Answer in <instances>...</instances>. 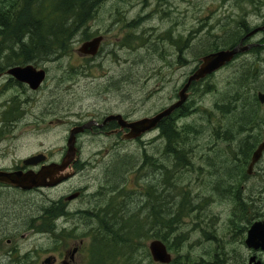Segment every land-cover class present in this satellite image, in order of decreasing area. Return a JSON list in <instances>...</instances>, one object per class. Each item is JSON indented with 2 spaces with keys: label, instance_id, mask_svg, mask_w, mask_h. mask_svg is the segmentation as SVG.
<instances>
[{
  "label": "rangeland",
  "instance_id": "374dc122",
  "mask_svg": "<svg viewBox=\"0 0 264 264\" xmlns=\"http://www.w3.org/2000/svg\"><path fill=\"white\" fill-rule=\"evenodd\" d=\"M96 15L89 25V35L105 36L98 57L95 59L85 57L78 51L85 40L82 36H78L72 43L70 54L51 60L43 59L38 63L30 62L48 70V78L40 91L28 95L17 93L18 90L10 84L6 88H0V106L17 94H20L22 99L32 97H29L30 103L25 106L29 109L30 120L24 122L17 130L9 127L10 130H7L6 134L0 133V166H11L41 151L57 155L67 144L68 129L79 119L75 113L121 112L143 117L159 112L163 107L171 104L176 92L182 88L188 76L199 64L200 58L209 51L212 46H208L209 44L216 41L219 44L225 42L242 20L249 22L253 28L256 23L261 22L259 18L264 16V0H107ZM140 17L143 18L140 25L137 27L131 25ZM135 35H141L142 39L136 38ZM258 38H261L260 35L249 44H258ZM2 40L3 38L0 37V44H3ZM256 48H261V52H252L251 49V52L242 54L232 64L208 78L207 85L191 92L190 103L197 109L188 117L181 119L179 124L186 122L198 124L202 121L205 123L199 128L201 134L197 139H192L194 143H190L193 145H191L190 157L195 162L194 165L207 166L209 160L218 159V162L222 157L228 156L218 151L208 157L205 148L210 139L205 127L210 114L212 118H223L226 123L235 119L234 115L217 109V102L223 103L228 98L236 99L238 96L237 101L230 103L237 108L243 106L241 100L238 101L242 94L249 96L254 92L257 93V89L264 90V46L258 45ZM2 52L1 63L4 67H9L8 60L4 58L8 54ZM255 60L257 62L254 65L260 68L259 81L252 87L247 86L244 93L242 88H238L239 95L236 93L234 95V88L240 85L243 75L250 73L247 70L249 67L247 63ZM239 69L241 72L235 74ZM206 86L215 89L209 92ZM245 106L247 107V103ZM260 110L264 111L262 105ZM41 113H46L44 116L46 123L54 117H62L66 119V123L62 127L55 128L53 125L48 128L49 131H43L47 124L38 126V123L34 122L35 115L39 118ZM78 145L84 165L83 171L71 182L72 184L59 190L60 193L68 194L69 185L84 188L87 186L90 193L103 188L105 193L108 184L120 180L126 184L128 192L135 187L146 191V185L155 182L158 187L157 193H162L161 171L151 173L153 168L149 170L144 168L137 174L135 169L142 166L145 150L162 160L164 141L158 138L156 132L146 135L141 141L134 142L118 141L107 136H83L78 141ZM220 146L222 148L224 144ZM126 159H132L135 167L129 171L131 165H128L123 174L126 176L125 179L115 178L114 174L110 176L109 172L114 171L117 164L126 163ZM152 174H156L157 180ZM197 175L185 169L173 170L170 183L166 186L165 200H170L172 214L176 204L185 200L182 189L190 191V196L187 198L190 206L183 212L181 221L173 225H177L178 230L184 232V236L180 238L175 251H172L171 247L168 249L172 257H178L180 263L186 261L185 264H193L203 257L213 261L208 262L209 264H217L215 261L218 258L214 252L221 257L220 250H223V247L227 246L228 250L235 251L240 245L237 238L229 239L227 235L230 215L235 206L221 202L209 206L210 201L206 198L220 197V195L209 191V186L205 184L203 178L200 181L195 180ZM259 175V182L262 180L264 182V170ZM147 176L149 178H146ZM174 182L177 183V191L172 186ZM259 190H264V183L259 185ZM160 194L156 207L162 212L164 200L160 198ZM129 196L132 209L140 208V199L146 201L143 193L140 196L138 194ZM100 197L102 196L98 199ZM92 199L88 197L83 200L85 203H90ZM43 200L45 197H41L40 194L25 195L7 189L0 190V229H19L22 232L30 228L28 224L33 223L38 233L28 237L30 240L28 242L22 240L20 235L18 240L40 251L55 246L58 237H61V233L56 230L57 227L53 229L54 231H46L43 221L40 223L38 220L35 222L28 220L33 212L32 209ZM148 202L149 206L139 215L146 225V230L150 224L152 226L155 219L172 215L161 213L155 217L149 212V208L155 205L154 201L148 200ZM78 203L81 204L80 201ZM84 223L85 221H71L67 225L65 234L73 236L80 231L77 237L84 238L85 244L89 246L92 236ZM157 228L158 235H164L167 245H172L173 233H163V229ZM210 228L218 239H221L220 243L207 240L205 231ZM153 239H155L153 234L142 236L139 240L140 245L134 253V259L130 261L131 264H156L149 250ZM5 244L3 238L0 241V250H4ZM186 254L190 256V261L185 259Z\"/></svg>",
  "mask_w": 264,
  "mask_h": 264
},
{
  "label": "flooded vegetation",
  "instance_id": "af4514ba",
  "mask_svg": "<svg viewBox=\"0 0 264 264\" xmlns=\"http://www.w3.org/2000/svg\"><path fill=\"white\" fill-rule=\"evenodd\" d=\"M261 20L260 23H256L253 28L249 22V30H246L244 33L240 34V39L237 44L249 43L252 42L254 38L260 35L261 38H258V45L264 46V16L259 18ZM253 30H258L256 34L252 37H248L249 33ZM101 34L95 35L99 36ZM93 35V37H95ZM103 36V35H102ZM88 38L85 39L84 42L92 39ZM104 40H105V36ZM103 40V42H104ZM236 44V45H237ZM235 46V45H234ZM233 46V47H234ZM232 47V48H233ZM102 48V47H101ZM100 48V52H101ZM223 49H231V48H223ZM217 50L211 51L216 52ZM99 52V53H100ZM99 53L96 56L92 55H84L85 57H89L95 59L98 57ZM209 54V53H208ZM241 56L239 54L235 57L234 61L237 60ZM3 58V57H2ZM2 58L0 59V88H6L8 84L12 85L14 88L18 90L17 93L20 94H28L36 93L41 90L42 86L44 85L45 81L48 78V70H46V78L42 85L34 90L32 89L28 83L22 82L18 80L16 77L9 74V69L14 66H26L27 64H16L11 65L9 67H4L1 63ZM234 61L230 62L226 66L232 64ZM224 66V67H226ZM37 67V66H36ZM223 67V68H224ZM38 69H41L37 67ZM222 69V68H221ZM220 69V70H221ZM219 71V70H218ZM217 71V72H218ZM217 72L212 74L208 78L215 75ZM178 92L175 94V98L172 100L175 101L178 98ZM20 94H17L14 98L3 102L0 106L1 114H0V133L3 135L7 130H10L12 127L13 130H17L18 128L22 127L24 122H28L29 119V109L25 107L27 104L30 103L29 97L22 99ZM32 98V97H30ZM172 101V102H173ZM171 102V103H172ZM222 103H220L221 105ZM219 105V104H218ZM217 105V106H218ZM264 107V105H263ZM117 114H122L124 119L128 121H134L143 117H136L131 116L130 114H123L121 112H112ZM112 113H104L98 114L96 112L83 114V113H75L76 116L79 117L75 124L68 129V139L71 135V130L77 126H83L86 124H90L88 128L84 131L78 133L76 135V146L77 152L74 158L71 160L70 165L68 168L61 173V175H65L67 173H73L68 179L63 180L62 182L58 183L54 186H40L35 187L32 189H23L20 187H16L10 184H5L0 182V190H12L16 191L17 193L25 194V195H37L44 196L45 200L41 203L37 204L35 208H33L32 214H30L29 219L30 221H52L57 227L56 230L61 233V237H58V243L55 246H49L45 250L40 251L38 248L33 247L31 245H26L19 241L18 237L22 240H26L27 242L30 241L28 237L31 235L38 233L37 227L35 224H28L30 228H26L24 230L19 229H0V241L4 238L6 241L4 250H0V264H89L91 259V247L88 246L86 240L79 236V232H76L73 236L65 234V230L67 229L68 223L71 221H88V222H96L106 219H112L115 215L108 213H100L101 209L97 206V200L99 196H109L112 194V189L114 187L113 184H108L106 187V192L103 193V188L100 191H92V193L88 192L87 186L78 187V186H68L69 193L64 194L60 193L63 187L67 186L68 184H72L77 178L78 175L83 171L82 167L83 162L80 156V148L78 145V141L81 140L83 136H93V137H101L107 136L110 138H114L116 140L121 141H141L146 135L152 134L156 132L158 138L162 139V120L158 126L151 131L143 134L140 138L135 140H125L123 139L124 136L129 132L130 129L122 128L121 124L118 120H112L109 122L104 123L106 117ZM41 117L37 118L35 115L34 122L38 123V126L44 125L46 123V118L44 117L46 113H41ZM212 114L209 115L207 121L206 129L208 130V138L209 143L205 145V148L208 152V157L216 153L218 151L224 152L228 156L222 157L218 162L217 160H209L207 166H196L194 165V161L192 164L185 168L186 171L198 174L195 177V180H202L205 182L207 186H209V191H213L215 195H220V197H207V201H210L208 204L213 205L217 202L221 203H229V205H234L235 208L230 215L229 220V228L227 231L228 238H237L240 245L238 250L230 251L228 250L227 246L223 247V250H220L222 254L221 257L218 253H215L218 260L215 261L217 264H264V244L260 241L257 242L256 245H249L247 243V238L250 229L254 226V224L258 222L264 223V190H259V185H263V180L259 182V173L264 170L263 162H264V155L262 159L250 170V163L253 156L254 151L259 146L261 142H264V137L261 139V142L255 146L250 145L249 148L246 150L248 153H251V158L246 165H234L237 160H232L229 166H225V159L227 157H234L242 155V148L240 146V136L237 132L239 131L237 119L231 121V123L224 122L223 118H212ZM152 116V115H151ZM54 117V116H53ZM65 118H67L65 116ZM235 122V128H232V123ZM66 123V119L59 117H54L53 120L46 123L43 131H49L48 128L54 125L55 128L62 127ZM10 127V128H9ZM235 129V130H234ZM38 130V129H37ZM249 130L247 129L246 132ZM252 132H256L257 128L254 126L251 129ZM229 132V133H228ZM246 132L243 133V136L247 134ZM7 133V132H6ZM5 133V134H6ZM149 133V134H148ZM67 139V142H68ZM220 144L224 146L221 148ZM226 144L228 146H226ZM252 146V147H251ZM235 151V152H234ZM68 152V145L66 144L64 148H62L57 155H53L48 151H41L34 154L29 155L27 158L22 159L11 166H0V170H5L9 172L13 171H22V172H29L35 171L38 172L44 165H50L53 163L61 164ZM43 154L45 159L38 164L35 165H26L25 160L38 155ZM214 155V154H213ZM182 170V169H180ZM58 177V175H57ZM147 178V177H146ZM263 182V183H262ZM31 197V196H30ZM33 197V196H32ZM93 198L90 203H85L84 198ZM102 198V197H100ZM81 202V204L78 203ZM159 221L160 219H156ZM208 226V225H207ZM157 227H161L160 223H157ZM177 228V229H176ZM176 229V230H175ZM46 230V229H45ZM206 230V229H205ZM49 231V230H46ZM43 233H50L45 232ZM173 239L172 240V251H175L176 245L180 238L184 236L183 231L178 230V226H174L173 231ZM181 233V234H180ZM60 235V234H59ZM205 237L208 241H217L220 243L221 239L215 235L214 231L210 229L205 231ZM56 240V239H55ZM157 240L153 239L152 241ZM151 241V242H152ZM30 243V242H29ZM230 243V242H229ZM150 250V245H149ZM151 253V251H150ZM173 256V255H172ZM108 258L110 264H131L129 257H125L122 261H120V255L117 256L118 262L115 263L114 258L115 255L111 252L109 253ZM153 258V257H152ZM185 259L190 261V256L188 254L185 255ZM154 261V259H153ZM155 262V261H154ZM210 260H206L203 257H200L198 261L193 264H209ZM156 264H161L155 262ZM186 261L178 260V257H173V264H185ZM140 264V263H139Z\"/></svg>",
  "mask_w": 264,
  "mask_h": 264
},
{
  "label": "trees",
  "instance_id": "16d2710c",
  "mask_svg": "<svg viewBox=\"0 0 264 264\" xmlns=\"http://www.w3.org/2000/svg\"><path fill=\"white\" fill-rule=\"evenodd\" d=\"M106 1L107 0H0V37L3 38L1 42L3 44H0V53L2 50V54L7 52L8 55L4 58L8 60L10 66L12 64H26V62L38 63L43 59L51 60V58L55 59L62 57V55H68L72 52V43L78 36H82L84 39L91 37V35H89V25L97 16L96 14L100 7ZM142 19V17L135 19L131 25L137 27L141 24L140 22ZM246 30H249V25L245 20H242L241 24L239 23V27L235 28L234 33H232L225 42L219 44L216 41L209 44L208 46H212L207 53L217 49L233 47L238 43L241 36L240 34L244 33ZM135 37L142 39L141 35H135ZM142 42L144 43L143 40ZM261 50V48H253L251 51L261 52ZM1 58L2 57H0V59ZM256 62L257 60L247 63L249 65L247 70H249L248 72L250 73L243 75L240 85L238 83L239 86L234 88V95L235 93L239 95L238 88H242V92L244 93L247 86L252 87L259 81L260 68L254 65ZM240 72L241 69L237 70L235 74ZM207 84L206 79L195 82L191 87V92ZM206 87L209 92L215 89L211 86ZM237 98H228L225 102H217L216 104L217 109H221L227 114L234 115L235 119L239 120L236 121L238 122L237 128H239L237 133L242 136L240 139V146L243 154L227 157L225 159V166H229L234 159L237 160L234 165H246L251 158V153H248L246 150L250 145L255 146L260 143L261 139L264 137V111L262 112V110H260L261 104L258 100L257 93L254 92L249 96L245 93L242 94L238 101L241 100L243 106L236 108V106L233 107L230 103L237 101ZM190 101L191 100L188 99L187 102L172 115L163 119L164 122L162 123L161 131V136L164 141L162 160L157 158V156L149 154L145 150L142 166L135 168L137 169V174L144 168L148 170L153 168L152 171H150L151 173L161 171L162 193H157L158 187L155 182L148 183L145 187L146 191L139 189V187H135L133 190L129 189L131 192H128V188L125 187L126 184L123 181H115L112 194L105 197L102 196V198L98 199L97 206L101 209L100 213H111L115 216L112 219L96 222L85 221L84 225H87V230H89V234L92 236V241L89 245L91 247V259L89 264H110L108 256L111 252L115 255L113 261L115 263L118 262L117 256L120 255V261L122 258H125L123 254H126V258L129 257V260L132 261L136 248L140 245L139 240L142 236H150L153 234V237H158L164 242L167 241L164 235H158L156 231L158 229L157 223L161 224L160 228L163 229V233L170 234L174 229L173 225L181 221L180 217L190 206L187 200L188 196H190V191L185 189H182L185 200L176 204L175 212L173 211L171 216L167 218L163 217L159 221L155 219L152 226L150 224L147 230L145 223L139 215L149 206L148 200L154 201L155 205L149 208V212L153 213L152 215L155 217L161 215V213L169 214L171 212L170 200H165L166 186L170 183L169 181L172 177L173 170L179 171L192 164L190 156L192 155L193 145L190 143L195 142L194 140L193 142L192 139L198 138V135L201 134L199 128L203 127L205 124L203 121L198 122V124H193L191 122H186L182 125L179 124L181 119L188 117L197 109L192 103L190 104ZM220 103L222 104L220 105ZM245 103H247V107ZM254 126L257 128L256 132L251 131ZM232 128H235V122L232 123ZM247 129L249 130L248 132H246ZM244 132L247 134L243 136ZM125 162L126 163L123 164H117L114 167H117L116 170L114 169V171L109 172L110 176L114 174L113 177L115 178L119 177L125 179L126 176L123 174L128 165H131L128 169L129 171L135 167L132 159H126ZM152 176L157 180L156 174H152ZM147 178L149 177L147 176ZM172 186L176 191L178 190L176 182H174ZM142 193L146 196L145 202L141 199L139 200L143 209H141V206L138 209H132L130 207L129 195L138 194L140 196ZM159 194L160 198L164 200L162 212L156 207ZM43 227L46 230L54 231L55 225L52 221L46 220L43 223ZM167 246L168 248L171 247V245ZM170 264H173V262Z\"/></svg>",
  "mask_w": 264,
  "mask_h": 264
},
{
  "label": "water",
  "instance_id": "95a60500",
  "mask_svg": "<svg viewBox=\"0 0 264 264\" xmlns=\"http://www.w3.org/2000/svg\"><path fill=\"white\" fill-rule=\"evenodd\" d=\"M258 30H253L249 33L248 37L254 35ZM104 37L102 35L96 36L82 44L78 51L85 55L96 56L99 51ZM256 43L243 44V42L237 44L231 49H221L216 52L204 55L201 58V62L198 67L188 76L186 83L179 90L178 99L171 103L169 106L160 110L152 116H146L134 121H128L124 119L122 114L112 113L108 115L104 123L118 120L122 128L130 129L129 132L124 136L123 139L132 140L140 138L146 132L151 131L156 128L158 124L166 117L172 115L177 109L183 106L190 97V89L195 82H199L205 79L207 76L217 72L228 63H230L234 57L240 53H245L252 47H255ZM9 74L16 77L22 82H26L29 86L36 90L38 89L46 78V70L38 69L32 64L26 66H15L9 69ZM258 99L261 104H264V91L258 92ZM90 124L83 126L74 127L71 130V135L68 139V152L65 160L61 164H50L44 165L38 172L29 171H5L0 170V182L5 184H10L23 189H32L40 186H54L68 179L73 173H67L61 175L71 163L77 152L76 146V135L86 128ZM264 154V142H262L254 151L250 170L261 160ZM45 156L43 154H38L32 156L25 160L26 165H35L43 161ZM58 175V177H57ZM260 241L264 244V223L258 222L250 229L247 243L251 245H256ZM150 251L153 259L156 262L169 264L172 261V255L169 253L167 246L161 240H154L150 243Z\"/></svg>",
  "mask_w": 264,
  "mask_h": 264
},
{
  "label": "bare ground",
  "instance_id": "6f19581e",
  "mask_svg": "<svg viewBox=\"0 0 264 264\" xmlns=\"http://www.w3.org/2000/svg\"><path fill=\"white\" fill-rule=\"evenodd\" d=\"M120 18V17H119ZM120 20V19H119ZM121 22V21H120ZM191 46V45H190ZM211 46V45H210ZM214 46V45H213ZM192 48V47H191ZM26 63H28V62H26ZM192 102H194V101H192ZM196 102V101H195ZM191 104V103H190ZM195 104V103H194ZM189 106V105H188ZM191 106H193V105H191ZM193 108V107H192ZM203 126V125H202ZM201 132V131H200ZM117 168V167H116ZM116 168H115V170H116ZM113 175V174H112ZM119 178V177H118ZM121 179V178H120ZM120 181H122V180H120ZM170 212V211H169ZM175 212V211H174ZM178 212V211H177ZM170 214H172V213H170ZM77 221V220H76ZM81 226H83V225H81Z\"/></svg>",
  "mask_w": 264,
  "mask_h": 264
}]
</instances>
